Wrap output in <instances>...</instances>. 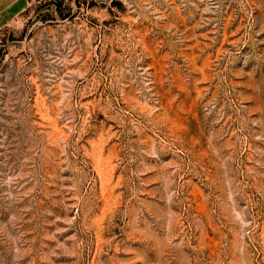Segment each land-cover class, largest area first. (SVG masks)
I'll return each instance as SVG.
<instances>
[{
    "label": "rangeland",
    "instance_id": "rangeland-1",
    "mask_svg": "<svg viewBox=\"0 0 264 264\" xmlns=\"http://www.w3.org/2000/svg\"><path fill=\"white\" fill-rule=\"evenodd\" d=\"M12 13L0 264H264V0Z\"/></svg>",
    "mask_w": 264,
    "mask_h": 264
},
{
    "label": "crops",
    "instance_id": "crops-1",
    "mask_svg": "<svg viewBox=\"0 0 264 264\" xmlns=\"http://www.w3.org/2000/svg\"><path fill=\"white\" fill-rule=\"evenodd\" d=\"M19 0H0V26L12 18V10Z\"/></svg>",
    "mask_w": 264,
    "mask_h": 264
}]
</instances>
